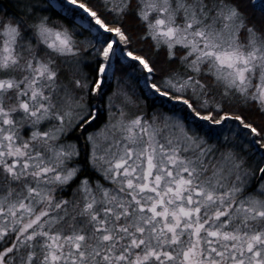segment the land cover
Returning a JSON list of instances; mask_svg holds the SVG:
<instances>
[{"label": "snow or ice", "instance_id": "6c2138e0", "mask_svg": "<svg viewBox=\"0 0 264 264\" xmlns=\"http://www.w3.org/2000/svg\"><path fill=\"white\" fill-rule=\"evenodd\" d=\"M0 264H264V0H0Z\"/></svg>", "mask_w": 264, "mask_h": 264}]
</instances>
